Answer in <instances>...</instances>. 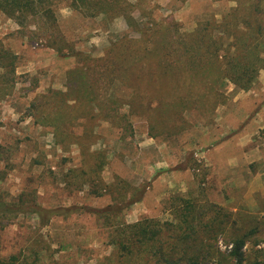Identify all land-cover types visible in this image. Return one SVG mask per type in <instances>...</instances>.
Returning a JSON list of instances; mask_svg holds the SVG:
<instances>
[{
	"label": "trees",
	"instance_id": "trees-1",
	"mask_svg": "<svg viewBox=\"0 0 264 264\" xmlns=\"http://www.w3.org/2000/svg\"><path fill=\"white\" fill-rule=\"evenodd\" d=\"M68 1L70 8L98 7V0ZM225 1L229 4L226 9H217L218 17L197 22L188 31L181 30L170 16L141 25L128 16L126 22L137 37L121 36L99 58L74 49L63 53L61 47L52 46L59 57L74 59V64L65 71L64 90L48 88L34 94L27 108L29 115L37 124L50 128L60 148L67 149L70 144L79 147L81 165L63 174L62 189L75 193L86 186L87 194L102 196V191L112 202L102 208L71 205L48 209V213L83 209L94 215L111 247L104 264H208L216 253L218 238L232 244L227 254L232 264H264V246L256 248L264 243V205L251 213L242 201L226 192L230 182L218 183L209 166L199 169L190 155L189 168L200 171L196 175L198 188L168 199L172 220L143 216L127 223L124 209L140 199L137 194L141 188L128 191L127 183L120 179L118 184L104 183L99 175L105 164L104 153L96 152L95 156L83 144L95 136L92 126L98 120L133 131V117L143 118L149 138L173 142L188 133L194 123L213 121L216 108L225 102L227 84L244 92L256 85L258 73L264 70V0ZM44 3L41 0L38 5ZM26 8H31L27 0L0 1V9L12 16ZM42 13L52 11L47 6ZM18 61L19 57L0 42V101L15 89ZM111 83L128 90L127 99L109 97L106 88ZM68 102L77 108L74 114L67 112ZM80 125L84 131L79 135L76 128ZM43 177L41 173L29 181L35 183ZM96 183L100 186L97 189ZM37 191L38 187L33 189L32 196L22 190L17 200L9 203L0 199L1 229L4 219L24 210L48 222L47 210L35 201ZM34 244L26 253L19 251L0 259V264H41L47 249L36 240Z\"/></svg>",
	"mask_w": 264,
	"mask_h": 264
},
{
	"label": "rangeland",
	"instance_id": "rangeland-1",
	"mask_svg": "<svg viewBox=\"0 0 264 264\" xmlns=\"http://www.w3.org/2000/svg\"><path fill=\"white\" fill-rule=\"evenodd\" d=\"M27 1L31 8L14 16L0 9V42L19 57L14 69L15 89L0 101V199L6 203L16 201L22 190L25 195L33 196V189L38 187L35 201L47 210L48 217L45 213L42 215L48 222L27 210L4 219V227L0 226V259L19 251L28 252L26 248L34 246L36 240L47 249L48 258L41 264H104L110 257L111 247L94 215L83 209L48 213V209L71 205L102 208L112 202L102 191V196L87 194L86 186L75 193L62 189L63 174L81 165L79 147L70 144L67 149L60 148L50 128L37 124L29 115L27 108L34 94L48 88L64 90L65 71L74 64V59L59 57L52 46L61 47L63 53L74 49L99 58L121 36L137 37L126 22L128 16L139 25L170 16L181 30L188 31L197 22L218 17L217 9H226L229 2L98 0L97 8L77 9L70 8L68 0H43V6L38 5L41 0ZM47 6L52 14L42 13V8ZM106 91L111 98L128 97V90L118 83L109 84ZM224 93L225 102L216 108L210 124L194 123L188 133L173 142L149 138L140 117H133V131L128 126L113 127L108 121L100 120L92 126L95 136L86 138L83 144L95 156L96 152L104 153L100 178L106 184H118L120 179L127 183L128 191L141 188L137 194L140 199L124 209L127 223L143 216L172 220L168 199L198 188L196 175L200 171L189 168L190 155L192 162L200 165L199 169L209 166L217 175L218 183L230 182L226 192L242 201L251 213L263 207L264 70L258 73L257 83L251 90L239 91L227 84ZM68 104L67 112L74 114L77 108L71 102ZM82 131L83 126L76 128L79 135ZM41 173L44 176L41 180L30 183L29 179ZM95 185L97 189L99 184ZM263 246L261 242L256 248ZM231 248V243L218 238L216 253L208 264H232L227 257Z\"/></svg>",
	"mask_w": 264,
	"mask_h": 264
}]
</instances>
